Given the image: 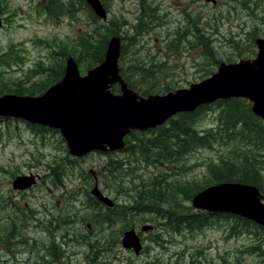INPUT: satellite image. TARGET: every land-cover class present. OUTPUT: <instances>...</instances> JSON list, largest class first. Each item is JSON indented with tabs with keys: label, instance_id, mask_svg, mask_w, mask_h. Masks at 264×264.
<instances>
[{
	"label": "rangeland",
	"instance_id": "rangeland-1",
	"mask_svg": "<svg viewBox=\"0 0 264 264\" xmlns=\"http://www.w3.org/2000/svg\"><path fill=\"white\" fill-rule=\"evenodd\" d=\"M48 1L0 0V83L13 88L42 78L41 69L58 60L53 53L62 48L86 69L91 64L77 52L81 40L92 37L99 46L102 36L105 42L115 31L122 40L120 73L134 72L129 78L135 91L154 95L152 87L159 83L173 91L188 88L215 73L220 63L253 58L256 40L264 38V0H100L105 21L92 13L93 18L80 0H63L74 6L73 15L50 18L40 6ZM205 38L211 53L203 45ZM145 62L154 66L150 74L137 69ZM219 110L212 103L200 112L194 131L222 133ZM43 128L0 118V264H264V228L250 221L206 211L199 224L193 219L203 211L183 195L173 209L184 215L180 220L195 226L162 218L164 205L132 209L139 207L132 200L135 187L155 175L164 184L181 180L203 185L212 180L214 168L226 161L240 166L246 157L254 158L250 169L262 170L259 189L264 195L263 147L255 151L230 136L196 147L173 164L153 165L151 156H140L133 146L157 128L135 131L111 157L94 151L72 155L58 130ZM108 164L111 176L103 167ZM90 171L100 191L114 201L113 210L105 213L90 195ZM19 176L32 184L13 189ZM143 225L153 230L139 234L141 253L124 250L122 233L130 228L139 232Z\"/></svg>",
	"mask_w": 264,
	"mask_h": 264
},
{
	"label": "water",
	"instance_id": "water-1",
	"mask_svg": "<svg viewBox=\"0 0 264 264\" xmlns=\"http://www.w3.org/2000/svg\"><path fill=\"white\" fill-rule=\"evenodd\" d=\"M86 1L105 19L98 0ZM205 1L214 3V0ZM256 45L258 51L253 59L221 63L210 77L188 88L141 98L128 89L118 75L119 44L117 39H111L104 60L86 76L81 78L73 60L67 59L63 79L42 96L1 97L0 116L21 117L59 129L72 155H83L93 149L105 151L107 147L111 151L121 149L122 138L131 130L154 128L178 112H189L217 99L245 98L252 103L251 111L264 120V39L256 40ZM113 84H119L120 95L108 91ZM31 184L32 180L25 177H17L12 182L14 189H24ZM90 194L99 202L113 206V202L100 193L97 184ZM191 204L194 208L231 212L264 226V203L253 186L239 183L210 186L197 193ZM150 228L143 226L141 231ZM121 243L125 249L132 248L135 254L141 250L133 229L124 233Z\"/></svg>",
	"mask_w": 264,
	"mask_h": 264
},
{
	"label": "trees",
	"instance_id": "trees-1",
	"mask_svg": "<svg viewBox=\"0 0 264 264\" xmlns=\"http://www.w3.org/2000/svg\"><path fill=\"white\" fill-rule=\"evenodd\" d=\"M80 1L83 3L82 0ZM43 8L48 16H51L52 18L57 17L58 13L66 15L73 14L70 4H65L62 0H49L47 4H43ZM200 30V28L196 29V31ZM192 35H194L193 32ZM91 40L92 37L82 39L78 44L80 50L77 51L80 56L89 61L91 64L90 67L102 61L103 53L106 47V42L104 41H102L99 46H96ZM207 41L208 39L205 38V43L203 45L206 52L209 51L211 53V49L209 48ZM65 51L66 50L63 48L59 50V59L54 60L48 68L45 67L44 69H41L42 74L46 72L42 77V80L24 85L17 83L13 88H10V86L6 83H0V94L5 92L30 96L42 94L47 87L61 78L63 74V61L61 57L68 54V51L64 54ZM146 63L147 62H145L144 65L143 63H138L139 66L137 69L141 70L143 73L145 72L146 74H150L151 71H154V66H148ZM163 64L164 62H160L159 66H163ZM90 67H88V69ZM161 70L159 72H161ZM131 75L136 76L134 72H132ZM125 80L131 89H136L135 86L128 81L127 77H125ZM154 82L157 83L158 81L155 80ZM152 88L153 90H156L153 91V93H166L173 89L169 88L167 84L160 87V83ZM112 91H117V88H112ZM150 92L151 91H144L142 96H146ZM214 103L220 106L219 121L220 127L223 129L222 133L207 132L203 134L198 131H194V119L200 112L208 109L211 104L203 105L198 107L193 112L177 114L176 119H169L165 125H162L156 130L149 131L150 134H153L151 135L152 137L143 141L137 140L134 143L135 146H133L136 148L134 152L138 153L140 156H151L153 165L155 163L162 165V163L165 162L170 164L178 162L192 149L211 145L208 143L209 141L214 143L230 136L233 137V139H238L240 142L248 146V148H255V151L260 150L261 147L264 148V146H262L264 144V126L260 119L251 113L249 108L250 104L247 101L232 98L227 100H218ZM41 129L45 130V128ZM134 132L130 133L127 138H129ZM255 154L256 156H259L257 153ZM248 158L249 160L246 157L242 163L239 164L240 166H238L237 163L226 161L228 163L227 165L223 164V167L214 168L212 172V180L203 185H198L197 182H183L181 180H171L170 183L164 184L162 179L155 175L148 180L150 181L149 183H140L139 187H135V195H133L132 200H135L134 203L139 207L132 209L137 211L140 208V205H142L143 208L145 206H152L155 208V206L162 207V205H164L166 209L163 212L162 218L168 219L170 222L175 220L177 223L182 222L184 225L195 226L190 225L191 222L189 219L180 220V218L184 215L179 214V212H175L173 209L172 204H175L177 196L183 195L185 199L190 200L196 192L208 185H211L212 183L240 182L259 187L261 179L260 172L262 170L260 169L259 172L256 169H250L249 167L252 165L251 162L254 161V158ZM173 160L175 162H173ZM121 165L123 164L121 163ZM109 166V164L106 166V170L107 172L109 171V175L111 176L113 170H110ZM50 169H52L55 175L57 174V172H55L56 169L53 167H50ZM217 169L222 170V172H217L218 175H215L214 173ZM171 178H174V176H171ZM55 180H58V177H56ZM103 208L105 213L113 210L108 209L105 206H103ZM167 215H169V217Z\"/></svg>",
	"mask_w": 264,
	"mask_h": 264
}]
</instances>
